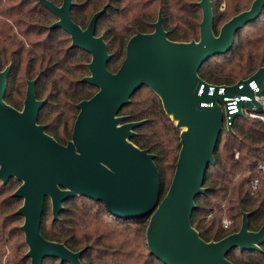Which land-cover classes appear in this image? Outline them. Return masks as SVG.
<instances>
[{"label": "water", "instance_id": "95a60500", "mask_svg": "<svg viewBox=\"0 0 264 264\" xmlns=\"http://www.w3.org/2000/svg\"><path fill=\"white\" fill-rule=\"evenodd\" d=\"M39 1L57 16L49 28L64 29L71 37V47L90 54L89 75L81 81L97 92L77 105L72 139L61 145L38 124L39 111L47 100L36 97L37 79L27 82L19 111L5 101L12 64L0 70V180L4 185L11 179L21 182L12 196L23 200L16 214L24 218L21 230L31 264H43L48 258L81 264L85 249L71 251L47 240L40 231L47 200L56 221L64 203L76 197L100 202L122 220L149 217L146 245L163 264H233L227 259L232 250L261 251L264 224L256 232L249 231L247 213H242L238 232L208 243L191 226V215L195 198L205 191L203 179L214 164L220 132L224 127L230 132L234 118L242 115L239 110L232 115L225 111L223 116L224 99L243 96L249 100H240L241 107L260 109L254 96L264 94V66L232 86L210 85L197 73L204 61L231 48L236 32L260 15L264 0H253L249 8L225 21L217 34L212 30L211 0H199V38L189 42L169 40L158 11L152 32H137L128 39L115 73L108 71L111 55L103 37L96 35V22L105 5L82 28L71 15L73 0L60 5ZM252 83L257 92L251 89ZM143 87L158 96L165 114L180 129L175 170L162 199L154 155L130 142L143 121L126 122V116H119Z\"/></svg>", "mask_w": 264, "mask_h": 264}, {"label": "trees", "instance_id": "16d2710c", "mask_svg": "<svg viewBox=\"0 0 264 264\" xmlns=\"http://www.w3.org/2000/svg\"><path fill=\"white\" fill-rule=\"evenodd\" d=\"M50 1L60 5L63 0ZM198 1L73 0L71 15L84 28L92 14L106 6L97 19L96 35L103 37L111 55L107 69L115 73L125 56L128 39L137 32H152L158 11L169 40H198L201 20ZM252 1L211 0L214 34L219 32L220 23L249 8ZM221 4H224V11L215 16ZM56 20L57 16L39 0H0V70L12 64L5 101L19 111L26 97L24 85L37 79L36 97L47 100L39 111L38 124L43 125L46 133L59 144L67 145L79 114L77 105L90 99L97 89L81 81L89 75L86 51L71 47V37L64 29L49 28ZM262 66L264 8L256 19L236 32L231 48L204 61L197 75L210 85L232 86ZM140 90L119 116H126V122L143 121L134 130L130 142L154 155L162 199L170 185L165 183L166 169L168 164L173 167L178 158L180 129L165 114L157 95L150 90L149 96L141 97ZM262 162L264 125L243 115L236 116L231 131L224 128L220 132L214 164L209 165L203 179L205 191L195 198L191 226L203 241L217 242L238 232L242 213L248 214L249 231L256 232L264 224V172L256 170ZM253 179L258 180L255 189L251 185ZM0 182V199L12 189L17 190L15 179L6 185ZM14 192L0 201L1 231L9 229L8 232H12L17 226L9 228L11 224L22 218L13 210L22 200L13 197ZM224 219L229 222L227 228L223 226ZM148 220L146 216L122 220L109 214L102 203L76 197L64 203V210L56 221L53 217L49 221L47 200L40 231L47 240L62 243L71 251L85 249L80 257L81 264H163L149 253L145 243ZM260 248L261 251L232 250L227 259L233 264H264V243ZM142 249L148 252L144 254ZM49 261L62 264L52 258L45 259L43 264Z\"/></svg>", "mask_w": 264, "mask_h": 264}, {"label": "rangeland", "instance_id": "374dc122", "mask_svg": "<svg viewBox=\"0 0 264 264\" xmlns=\"http://www.w3.org/2000/svg\"><path fill=\"white\" fill-rule=\"evenodd\" d=\"M219 11H224V4L220 5V7L218 8V11L215 12V16L219 15ZM213 18H214V16H213ZM222 24L223 23H220V25H222ZM85 54H87L85 57H88L89 61H90V58H91L90 54H88L86 52H85ZM84 61H85V59L82 62H84ZM24 67H25V65H24ZM77 76H80V74L77 73ZM23 88L26 92L27 91V85L26 86L24 85ZM138 93L141 97H145V96H149L152 92L148 89L143 88ZM168 166L169 167L166 169V172H165V183L166 184H168V183L170 184L172 177H173L174 170H175V164H173L174 168L170 164H168ZM16 184H17L16 189H18L21 183L17 181ZM0 185H1V182H0ZM12 192H14V189H12V191L7 193L3 198H6ZM3 198L0 199V201L3 200ZM22 205H23V200H21V202L18 203L14 207L13 210L15 212H17ZM52 217H53L52 204L49 201V221H51ZM224 220H226V219H224ZM23 224H24V218L22 217L20 221H17L15 223L11 224V226L9 228H11L12 226H17V227H15V229L12 232H8L9 229L4 230V231L0 230V262H3V264H6L7 262H20L19 264H31L30 258H27V253L29 252V248H28L26 241H25L24 232L21 230V227L23 226ZM145 243H146V241H145ZM142 252L145 254L148 251L142 249ZM47 264H58V262L49 261Z\"/></svg>", "mask_w": 264, "mask_h": 264}, {"label": "built area", "instance_id": "2783aa9c", "mask_svg": "<svg viewBox=\"0 0 264 264\" xmlns=\"http://www.w3.org/2000/svg\"><path fill=\"white\" fill-rule=\"evenodd\" d=\"M250 86H251V89L253 90V92H257V87L253 83ZM220 93H222L221 90H220ZM240 100L246 101L249 99L246 97H243V96L225 98L224 99L225 104L221 105L222 111H223V116L225 114V111H227V113L229 115H232V114H236L240 110L241 114L243 116H246V117L253 119V120H258V121L262 122V124L264 125V114H263L264 113V94L254 96V100L256 102H259L261 105L260 109H257L255 106H253L251 108H243L239 105ZM224 123H225V117H224ZM235 157L237 158V155ZM256 170L258 172H264V162L259 163L256 167ZM251 185H252V189H255L258 185V180L253 179L251 182ZM228 225H229V222L224 220L223 221L224 228H227Z\"/></svg>", "mask_w": 264, "mask_h": 264}, {"label": "bare ground", "instance_id": "6f19581e", "mask_svg": "<svg viewBox=\"0 0 264 264\" xmlns=\"http://www.w3.org/2000/svg\"><path fill=\"white\" fill-rule=\"evenodd\" d=\"M176 121H178V120H176Z\"/></svg>", "mask_w": 264, "mask_h": 264}]
</instances>
